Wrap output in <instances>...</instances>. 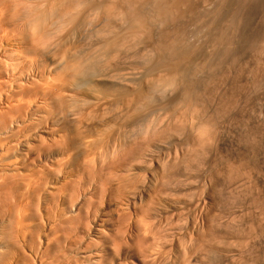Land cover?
Wrapping results in <instances>:
<instances>
[{
  "label": "bare ground",
  "instance_id": "1",
  "mask_svg": "<svg viewBox=\"0 0 264 264\" xmlns=\"http://www.w3.org/2000/svg\"><path fill=\"white\" fill-rule=\"evenodd\" d=\"M170 1H171V5H170ZM182 1L184 3L181 2L180 0H9V1H5L8 2V4L10 3L11 9L8 7V4H5L4 2V4L7 6H4L3 10L6 9L7 7L6 12L7 11L9 12V10L12 11V9L14 11L15 10L14 8L18 6L17 5L18 2L21 3V4L19 3L20 5H22V3H27L26 7L23 8V10L24 9L26 10V11L24 10L25 13L23 15L19 14L22 13L21 10L19 9L18 10L20 12L16 9L19 13H17V11L16 13L12 11L13 14L10 12L7 14L8 16L11 14L10 16L12 17L10 16L7 17L5 12L3 11L2 13H4L5 16L1 13V11L0 13L4 16V19L5 18L15 19V15L16 17L22 15L23 19L24 17H26V19H28L27 21L28 25L32 26L34 32L32 34L30 32L29 36L25 35L26 32L24 34L23 32L22 33L19 32L20 40L22 39L21 38L22 35L24 36L23 38H25L23 39L24 42H21L25 44V48H24L25 52L21 51L25 54H22V56L24 55V57L27 56L29 58L27 59L28 61L26 60L27 65H25L26 61H24V64L22 63V65H25L26 67V69L25 68L23 69L28 70L29 72L28 71L24 72V70L23 72L24 74L26 73L27 74L30 73V74H28L25 79L22 78L24 77L23 76L24 74H22L23 72L21 71V69H19L22 66L20 64L21 60L20 62L18 60H17L18 62L16 61L18 63L16 64V66L19 65L18 66L19 68L15 66V63H14L15 67L13 66L14 68H11L12 66L10 67L11 69L8 68L9 65L8 67H5L6 72H9V70L7 71V68L10 69L11 71L12 69L16 68L19 69V71L18 72L16 71V75L14 74V76L11 74L10 77L12 76L14 77V78L12 77V79L11 78L8 79L9 77H6L7 79H5L4 76H2L4 80L0 81V90L2 92H5V94L3 95L1 93L3 96H0V98H2V100H5L7 102L12 101L14 104L13 106H11L12 109L11 107L8 108L9 110L11 109L12 111L4 110V112L5 111L8 113L11 112L12 116L13 114H16L13 117L11 116L13 121L16 120L15 122L16 129L14 132L17 133L18 131L19 132L24 131L26 127L25 122H28L27 120L29 117L30 120L31 119L34 120L35 124H37L36 127L39 129L38 130L39 133L46 135L49 143L46 142L47 143L46 144L45 142H41L42 138H40L39 135L36 136L34 135L32 140L37 141L38 139V143L36 145H29V146L24 144L22 146L23 148H21L22 150L20 151H23L22 154H25V156L26 154L33 155L34 158H36V160L39 157H41L40 155L42 156L47 155L45 160H47L48 158V162L50 163V165L48 164L50 168L49 167L48 168L50 170L48 168H44L45 166H47L46 164L47 161L44 162L43 159V161L39 162L40 168L39 167H38L39 169L36 168L37 170L36 169L33 170L32 168L28 169L27 167L26 170H24L23 172L22 171L19 172L17 169L18 172L10 173V171L11 172L16 171L14 169L15 167L13 168L14 170L11 169L12 164L14 165V163H12L13 162L12 159L11 158H10L11 160L9 159L10 162L12 161L11 162L12 164L7 159L6 160L8 162L6 160H3L6 161L7 163H10L9 165L11 168L9 169L11 170L9 171L8 169V171L9 174L11 175L10 176L0 175V180L2 181V182L0 181V196H3L0 198L5 197V195H2L1 192H3L4 194L5 192L8 191V190L6 191V188L8 189L10 188L11 192H9L10 191L9 190L6 193L7 196L6 202L8 203L10 201L8 204L11 205L6 204V202L4 203L6 197L3 199L4 201L2 199L0 200L2 201L0 204H2L3 208L5 204L6 206L8 205L11 207V209L9 208L12 212L11 215L9 214L10 216L9 218L11 221L8 220L9 221L8 225L11 226H9L10 228H8L9 230H7L10 232L9 235L10 237L11 236L13 237L14 235L15 241L12 240L13 239L12 237H11L12 239L11 238L9 239V237L7 236L9 240H12L10 241L11 244L12 242L19 243L20 241L24 243L26 242L34 243L36 234L38 236L39 231L40 230L42 231V235L44 236L43 241H39L41 239L39 240L37 239L39 242V245H37L39 246V248L36 249V254H37L36 256L38 258L36 260L38 261L37 264H170V263L194 264L193 261L194 260L196 261V259H194L196 258L195 255L193 256L194 260H192V258L188 259V257H187L188 260L186 259L184 260L182 257L184 254H182V256L181 254L180 255L178 254L179 257L177 258V260L175 261V258L173 257L174 262L172 261L169 263L168 258L166 260L165 257L164 259L162 256H160L161 254L158 253V249L162 244L164 245L166 244L167 238L172 233L170 232L171 234L168 235L166 233H168L169 231H167L162 236V233L164 231H161L162 233H158L159 232L158 230L156 234L157 230L155 229L154 233L156 236L154 234H152V236H150L151 234L147 236V234L149 232L152 233L154 229L153 231H151L145 225L146 221L144 222V219L147 216H149L150 213L157 214L158 212L156 213V208L160 206L167 209L166 213L167 211L170 213L173 212L172 214L175 213V215L176 212L178 213L180 210L181 213L182 211L183 212L188 211L187 213L189 215L191 213L190 211H196V213L198 212L200 213L199 215H202L203 213L201 214V212H204L203 207L207 206L205 204L204 197L200 196L203 200H200V198L199 200H197L198 198L197 199L195 198L197 195L195 196L193 194L195 197L191 195L192 194L191 190L193 185L191 179L194 176V174L192 177L189 175V173L192 172L191 167H189L190 168L189 170L191 171L185 170L188 169V167L184 169L182 168L183 169V170L181 169L182 171L179 170V168H181L180 162H182L181 164H183L182 160H185V158L183 159V157H181L182 160L179 158L180 161L178 162L179 159L178 157L173 156L174 154H171L169 152H168L169 154H167V151L169 150L168 147L170 145H168L166 148L168 149L166 151L167 155L165 154L166 155L165 157L164 156L161 157L164 154L160 155L161 153H163V151H165V149L162 150V146H163L162 142L164 140L163 135H165L163 133L165 131L168 132V130L165 129L160 130V128L170 124L167 123V125H164L163 124L164 121L162 120L163 122L161 123L159 122V123L160 125L163 124V126H161L160 128L157 127L159 128V130L154 129L155 127L153 128V126H151L152 117L150 118L151 114L152 113L154 114L155 110H159V111L160 109L162 110L163 105L161 106L160 104L163 103V101L168 100L170 105L168 101L165 102V104L167 103L166 105L171 107L173 103L175 104V102L180 101L178 100V98L182 99L185 96L186 100L190 101L189 98L190 96L193 95L191 94L192 87L190 86V84L188 85L187 83H185L190 78L184 79V77H187V75L193 73L194 70V68L193 70L190 69V72L191 70L192 72L189 73V68L192 65V64L190 65L191 63L190 58L191 59L193 58L190 57V54H192L191 50L193 47H191L190 45L188 46L187 43L189 42L185 43L184 45V43L181 42L183 41V39L179 41V39L176 38L178 35L174 36L179 33L178 30L179 28H177L178 33L176 31L175 28L176 25L177 24L183 25L181 22H177L180 20L182 21L183 18L180 17V14L178 15V10H176L178 8H176V6L180 5V3L189 4V2L185 3L184 0ZM1 4L2 3H0V5ZM0 9L2 10V8ZM182 9L186 11V8L184 9L183 7L181 8V10H179V12H182ZM86 12L89 13L90 15H87ZM2 15L1 18H3ZM182 15L183 14H181V16ZM178 18H180V20ZM9 21H11V19ZM24 22H26V20ZM7 23L9 24V22ZM166 24L169 25L174 24L175 27H171V28H174L175 31L172 30L173 33L172 31H169L170 33H172V35L174 34V32L176 33L173 35L174 37L170 34V36H172V38H170L168 30L171 28L166 30L168 25L166 26V28H162L165 27L164 25ZM85 27L88 28L90 27V28L86 30ZM181 27L182 28L184 27L186 29V26H181ZM159 28L162 29L160 30V32L156 33L155 30ZM186 32L187 31H184V29L181 32V35L183 33L185 34V35L183 34L185 38L184 41H188V39L186 40V36L187 38H189L190 36V34L187 35V33L189 32L187 33ZM181 35L179 34V37ZM17 40L20 41L19 39ZM63 40L64 42L66 40L67 41L70 40V42L72 41L74 43L82 42V44L84 43V45L82 46L81 44L79 45L80 47H78V45L77 46L75 45V47L74 46L65 47L64 44L66 43H64L63 46L65 48L63 46H62L63 48H61V46L59 47V45ZM131 41L133 43L136 42L139 44L144 43L142 49L143 48L145 49V53L144 54L141 53L142 55L139 59L140 61L138 60L135 62V63L139 62L138 64L139 67L138 66L132 67V68H136V70L138 68V70L135 72L132 71L134 69L130 70L131 64H129L130 65L129 68L127 67L128 62L125 63L123 61L124 60L123 56H125L124 54L126 53L124 52V50L127 48L126 47L124 49V47L127 46L128 45L127 43ZM70 42H68V46H72V43ZM132 42L129 43V46L130 45L132 46L133 44ZM69 43L71 45H69ZM22 46L24 47V45ZM0 47L2 48V46ZM5 47L4 50L2 49V52L5 51ZM19 47L22 48L21 46ZM133 47L134 46H132L131 48ZM194 49L196 48H193L192 50L193 53H194ZM5 56L7 57V54ZM16 56H17L16 58L18 59V55ZM22 56L19 57V59L22 58ZM187 60L188 61L190 60V63H188L189 66L188 70L186 69L188 66L186 65L185 68V65H183L184 62L187 64L188 62ZM193 60H195V58ZM134 64L132 66H135ZM182 66H184L185 70H187L186 76H183V72L184 74H186V72L184 70L183 71L181 70ZM5 70L0 71L1 72L0 75L5 74V72L2 73ZM12 72H15V70H13ZM7 75L8 74H6L5 76ZM189 81L191 83L192 79ZM192 84H195V82ZM189 87L191 88L189 89ZM68 88L76 89L75 91H77V89L78 91L84 89L90 101L84 102L82 100L84 103L79 102L82 105H80L79 107L76 106L78 108L70 107L68 110L69 106L67 108L65 107L66 103L64 104V102L66 100L63 97L64 95H62V93ZM181 91L183 92L184 95L183 97L178 96L179 92ZM194 91H192V93H195ZM194 95L192 96V98L194 97ZM172 98L173 99L176 98L177 100L176 101L172 100ZM194 98H196V96ZM3 102L4 101H2V103ZM182 102L180 101L181 104ZM158 103L159 106H161V108L157 106ZM186 103L187 102H185V104ZM195 103L193 102V104ZM6 104L4 106H6ZM156 106L159 107L160 109L157 108L154 109V107ZM166 107L167 106H164L163 109H165ZM152 110H154V112H152ZM167 110L169 111L170 109ZM166 112L163 111V113ZM168 115H170V113ZM2 117H0V119ZM153 117L155 118L160 116L154 115ZM169 118H171V116ZM12 120L11 122H13ZM156 120H158V118ZM174 125L175 124H173V126ZM33 126L35 128L34 124ZM93 126L96 128L93 131H91V129L94 128ZM171 128L169 130L176 131L175 129H171ZM179 130H177V132L175 133H178ZM199 130H201V128ZM10 131L9 132L14 135V133L12 132L13 130ZM184 132L185 131H183V133L181 134H184ZM168 133L166 137L168 136ZM171 136L173 137L174 135L171 134ZM197 138L199 137L197 136ZM206 138L208 139V137ZM199 139L197 141H199ZM182 140L184 141V138ZM2 143L4 144L3 140ZM172 144L175 145L176 143H172ZM194 144L197 143L195 142ZM191 145L193 146V144ZM186 149L187 148H185V151ZM161 150L162 152H160ZM189 152H192L191 148ZM185 154L183 153L181 156H189V154L187 155ZM194 155L192 157H194ZM0 159H2V157ZM190 160H195V159L192 158L189 159V161ZM203 161L204 160H202V162ZM17 163L18 162H16L15 164ZM21 163L22 162H20V164ZM186 163L187 162H185L183 165H185ZM188 163L186 166H188ZM5 165L7 164L5 163ZM26 165L27 164H25L24 166ZM195 165H197V163ZM18 167L19 169L21 168L20 165ZM44 169H46V171L48 169L49 171L47 177L45 176V174L47 173L45 172ZM196 177L198 176L196 175ZM48 179H51L50 186H48L46 182ZM45 186L50 187V189L45 188ZM13 189L17 193L15 192L14 194ZM197 190L198 189H196L195 191L197 192ZM12 191L14 196L18 194L19 197L17 199V202H15V205L11 203V199L13 200L15 197L9 198L10 193H12ZM8 193L9 196L7 195ZM207 193L209 192L207 191ZM142 202H145V206H144L145 208L142 207ZM137 204H140L142 208L140 207V205L138 207ZM3 208L0 209L1 210L0 215L4 214V216H1L2 219L6 218L7 216V215L5 216L6 213H4V211H7V208L6 207L4 209ZM37 208L39 209L38 210L39 213L37 211ZM121 208L128 210L127 212H130L129 210H131V212H133L135 217L137 218L139 217V219L134 218L136 219L135 220L136 223L133 224L134 225L133 228H131V226L127 227V225H125L126 226L125 227L124 226L125 223L123 225L121 224L123 223L121 221L124 218L123 219L121 218L122 220H120L119 218L118 220L120 221L117 220L121 225L118 224V226L116 227H112L110 225V222H112L111 224L113 225L115 223L114 221H116V219H112L114 221H111V218L109 217L112 216H110V214L114 213L113 210H117ZM161 209H159V211ZM186 212L184 214H187ZM132 221L134 223V220ZM153 221L156 220L154 219ZM199 222L201 224L199 225L201 228L203 224V219L200 220ZM146 224L148 225V223ZM204 226L206 227L207 225ZM204 226L203 228H205ZM208 227H210L209 224ZM192 228L194 227L192 226ZM197 228L199 227L197 226ZM203 228L201 230H203ZM207 229L209 231L207 230L208 232L207 231L204 232L203 230V233L206 234L207 232L208 234L210 231H212V229L211 230L209 228ZM177 230L175 232L178 233L179 231ZM188 230L186 233H188ZM213 230L214 231L212 232L215 233L216 231L215 234L218 235L217 232L219 229L218 230L213 229ZM9 232H7L6 235H8ZM180 232L182 231L180 230ZM159 234L162 237L159 238L158 237ZM182 235L183 234H181V236ZM208 235L209 236L207 237V235L203 234V237L204 236L207 237V238L205 237L206 241H209L207 239L211 238L210 237L211 234ZM212 235H213L212 238L214 239L216 235L215 236L214 234ZM174 236L176 237L178 235L175 233ZM187 236L190 238L189 235ZM170 237L171 240L172 236ZM196 238L198 241H200L201 239L198 236H196ZM174 239L175 238L173 237V240ZM195 239L193 240L195 241ZM202 239L204 241V238ZM203 241H200L201 245L199 244L200 245L199 247L205 246L206 244L204 245V243L208 244L212 240L209 242L206 241L203 242ZM215 241L216 240H214V242ZM10 242L8 243L9 246L11 245ZM216 242L218 243V240ZM167 244L169 243L167 242ZM13 245L14 244H12V246ZM187 247L188 245L186 246V248L183 247V250L185 251L186 249L187 251H190L189 248L187 249ZM208 247L210 246L208 245ZM221 247L222 246H220V248ZM169 249L170 248H168V250ZM165 250H167V248ZM184 251L182 252L184 253ZM225 255H223L224 256L223 258L220 255L221 258L218 257L216 258V260L214 257L213 258L215 260L214 264H225L227 262H230V260L227 259L229 257L226 258ZM231 258L232 257H230V259ZM0 259L3 260V256L0 257ZM178 259H180V261ZM199 259L202 262L201 264H203L204 259L202 258ZM205 260H207V262L210 261L211 263V260L208 259V257ZM232 261L234 262V260ZM197 263H200L199 260ZM204 263L206 262L204 261Z\"/></svg>",
  "mask_w": 264,
  "mask_h": 264
},
{
  "label": "rangeland",
  "instance_id": "2",
  "mask_svg": "<svg viewBox=\"0 0 264 264\" xmlns=\"http://www.w3.org/2000/svg\"><path fill=\"white\" fill-rule=\"evenodd\" d=\"M5 1H9V0H4V1L0 0V3L4 4ZM180 1L183 2L182 0H180ZM184 1H185V3L189 2V4L186 3L187 4L186 5V4H183L184 3L183 2V3H180V5L176 6V8H178V9H176V10H178V15L180 14V17L183 18L182 21L180 20V18H178L180 21H177V22H181L183 25L177 24L178 25V27H177V25H176L177 22H176L175 23L176 27L174 26V24H171V25L166 24V25H164L165 27H162V28H166L167 25H168V27L166 28V30H168L171 27H175L177 33L179 30V33L176 34L174 32V34H176V35H174V34L173 35L174 36L178 35L176 38H178L179 41H181L183 39V41H181V42H183L184 45H185V43L189 42V43H187L188 46L190 45L191 47L196 48V49H194V53L192 51L193 48L191 50L192 54H190V57H193L192 59L189 57L191 60V63H190V60L189 61L187 60L188 62L186 61L187 64L185 62H184L185 64L183 63V65H185V68H186V65L188 66V63H190V65L192 64L190 68L188 66L186 69L188 70V68H189V73H191L193 68H194V70H195V71L193 70L194 74L191 73L192 75L191 74L187 75V70H185L184 66H182V68H184V69L181 68L182 71L184 70L186 72V74H184V72H183V76L187 75V77H184V79L190 78V79H188V81L192 79L191 83H190V81H189V83H188V81L185 83H187L188 85L190 84V86L192 87V91L195 90L194 91L195 93H192V91H191V94H193V95L195 94L194 97L196 96V98L193 97L195 99L194 100L192 98L193 95L190 96V98L194 100L193 101L189 98V100L191 101L190 102V101L186 100L185 96L183 95V92L181 91V92H179L178 96H180V97L184 96V97L182 99L178 98V100H180L181 102L184 100L185 102H187L186 104L184 101H183L184 103L182 102V104L180 103V101L175 102L177 99L172 98V100H175L174 101L175 104L173 103L172 104L173 107H172V105L170 107V106L166 105L167 103L165 104V102H167L168 100L163 101V103L160 104L161 106L163 105L162 110L164 112H166L167 109H170V110L169 111L167 110L166 113H163V111L160 109L161 106H159V103H158L157 106H159L160 108L156 106V107H154V109L157 108V109H160V111L155 110V112H154V110H152V112H154V114L152 113L150 118L152 117L151 118V120H152L151 126H153V128L155 127L154 129L159 130V128L161 126H163V124L164 125H167V123L170 124V125H167L168 127L163 126L160 128V130L165 129V130H168V132H169L168 133L165 131L163 133V134H165V135H163L164 140L160 139V140H163L162 150L165 149V151H163V153L160 154V155L164 154L161 157H163V156L165 157L167 154L171 153V154H174L173 156L178 157V159L180 158L182 160L181 157H183V159L185 158V160H182L183 164L185 162L188 163L189 159H192V158L195 159V160H190L189 163L190 162L191 163L190 164L188 163V166H186L187 163L185 165H183V164H181L182 162H180L181 168H179V170L182 171L184 168H187V167H188V169H185V170H189L190 169L189 167H191V170H192L191 173L192 174L189 173V175L192 177L194 174V176L191 179V181L193 182V185H194V186L192 185V190H191L192 194L191 195L193 197H195L197 195L195 197L196 199L198 198L197 200H199V198H200V200H203L201 197H204V201H205V204L207 206L203 207L204 212H201V214L203 213L202 215H199L200 213H198V212L196 213V211H190L191 212L190 215L187 213L188 211L187 212L182 211V213H183L182 214L181 210L179 211L180 213L178 212L179 215L177 212L175 215V213L172 214L173 212L170 213L167 211V213H166L167 209L163 208L162 206L157 207L156 208V213L158 212L157 214L150 213L149 216H151V217L147 216L144 219V222L146 221L145 225L147 226V228H149L151 231H153V229H154V231L152 233L149 232L147 234V236L150 234H151L150 236H152V234L155 235V233H154L155 229L157 230L156 234H157L158 230H159L158 233H162L161 231H164L162 233V236L167 231H169L168 233H166L168 235L172 233L170 235V236H172V239L170 240V238H171L170 236L167 238V242L169 244H167V242H166L165 245L162 244L158 249V253L161 254L160 256H162L163 258L165 257L166 260L168 258L169 263L172 261L174 262V260H173L174 258L176 261L180 254H181V256H182V254H184L185 256L184 255L182 256L184 260L185 259L188 260L189 258L190 259L192 258V260L196 259L197 262H198V260L200 262V263H197L194 260L196 262L195 263L193 261L194 264H201L202 262L200 261L199 258H202V259H204L203 264H207V263L209 264L210 261L208 260L209 262H207V260H205V259H207V257L210 260L215 257V260H216V258L220 257V255L223 258L224 257L223 255L226 254L225 255L226 258L229 257L227 259L230 260V262L232 264H264V0H189V1L184 0ZM19 3L20 2L17 3V5H18L17 7L13 6V7H15L14 8L15 10L13 11V9H12V11L14 13H16V11L19 9V10H21L22 13H19L20 12L19 10H18L19 12L17 11V13L23 15L26 11L25 9H24L25 10L24 11L23 8L26 7L27 3H22V5H20L21 3L20 4ZM2 4L0 5V8H2V10L0 9L1 13H2V11L5 12L7 17H9L11 15V14L9 16L7 15L9 12L13 14V12L9 10L10 3L8 4V2H5V4H8L9 12L8 11L6 12L7 7H6V9L3 10L4 6H7V5H5V4L2 5ZM190 4H192V5H190ZM170 5H171V1H170ZM183 7H184V9L186 8L187 12L184 11L183 9H182V12H185L186 14L179 12V10H181V8H183ZM190 8H191V10H190ZM201 13H203V14H201ZM2 14L5 16L4 13H2ZM181 14L186 15V16H183V15L181 16ZM1 15H0V30L2 29L3 31L2 30L0 31V35H1L0 46H2V48L0 47V60H1L0 61V67H1L0 71L5 70L6 69L5 67H8V65H9L8 68H10L11 66H12L11 68H14L16 66V64H18L17 62L18 61L20 62V60H21L20 64L22 65V63L24 64V61L29 59L26 55L25 56L27 58L24 57V55L22 56V54H25V53L21 52V51H24L25 44H23L21 42H24L23 39H25V38H23L24 36L21 34L22 35V37H21L22 41H21L19 35L22 32H23V34L26 32L25 35L29 36L30 32H31V34L34 32L33 31L34 29L32 28V26L28 25V22H27L28 19H26V17H24V19H23L22 15L19 17L18 16L16 17V15H15V19L8 18L9 20L11 19V21H9L6 18L4 19L3 15H2L3 18H1ZM87 15H90V14L87 13ZM10 17H12V16H10ZM25 20L27 23L24 22ZM185 21L186 22L188 21V22L186 23ZM7 22H9V24ZM181 23H179V24H181ZM181 26H186L187 30L184 27L182 28ZM48 27H49V25H48ZM9 28H10V30H9ZM85 28H86V30H88L90 27L89 28L85 27ZM177 28H179V29L177 30ZM161 29L160 28L156 29L157 31L155 30V32L158 33V32H160ZM183 29H184V31L189 32V33L186 32L187 35L190 34L189 38H187V36H186V40L188 39V41H184L185 40V38H184L185 32L183 33L184 35L183 34L181 35V32L183 31ZM172 30L175 31L174 28H171L168 30L169 36H170V34L172 35V33H173ZM13 31H14V34H13ZM169 31H172V33H170ZM179 34L183 38L181 36L179 37ZM172 36H170V38H172ZM4 37H5V39H4ZM17 39H19L20 41H18ZM68 42H70V40L69 41L66 40L65 42H64V40L61 41L59 47L61 46V48H63L64 43L67 44V45L64 44L65 47H73V46L75 47V45L76 46L78 45V47H80L79 45L82 44V42L81 43L79 42L80 44L76 42L77 43L76 44V43L71 41L70 43H72V46H68ZM131 42H129V43H131ZM70 43H69V45H71ZM129 43H127L128 45L124 47V49L127 47L129 50L127 48L125 49L126 51L124 50V52H126V53L125 54L123 53L125 55V56H123V59H124L123 61L125 63L128 62L127 67H129V68H130L129 64H131L130 70L134 69L132 71L135 72L138 70V68L136 70V68H132V67L138 66L139 62H137V63H135V62L138 61L140 59L141 55L145 53V49L144 48L142 49V47L144 46V43L139 44L136 42H134V43L132 42L133 43L132 46H134L133 48H131L132 47L131 45L129 46ZM21 44L24 45V47ZM191 44H193L194 46ZM83 45H84V43L82 44V46ZM17 46L18 47L21 46L22 48H20V47L18 48ZM4 47H5V51H3L4 52L3 53L2 49L4 50ZM136 47H137V49H136ZM14 50L15 51L17 50V51L15 52ZM139 50H140V52H139ZM11 51H12V53H11ZM133 52H135V53H133ZM6 54H7V57L5 56ZM20 54H21L22 58L19 59V57H21ZM16 55H18V59L16 58L17 57ZM11 56H13V57H11ZM127 56H128V58H127ZM3 57H4V59H3ZM23 57L25 58V60ZM135 57H136V59H135ZM194 58H195V60H193ZM27 61L25 62V65H27ZM3 62H4V64H3ZM14 63H15V66H14ZM133 64L135 66H132ZM25 65H22L21 68L18 67L19 65H17L16 67L21 69L22 72H23V70H24V72L25 71L27 72L28 70H25L26 69ZM8 68H7V71L9 70V72H6V70H5L2 72V73L5 72V74L0 75L1 76L0 81H3L4 78L7 79L6 77H9L8 79H10V78L12 79L14 74L16 75V71L17 72L19 71V69L15 68V69H12V71L15 70V72H12L10 70L11 68L10 69H8ZM23 68H25V69H23ZM190 69H192L191 72H190ZM24 72L22 74H24ZM6 74H8V75L5 76ZM11 74L13 75L12 77H10ZM28 74H30V73H28ZM28 74L27 73L24 74L23 75L24 77H22V75H21V77L25 79ZM2 76H4V78ZM193 80H194L195 84H192V83H194ZM191 87H189V89ZM67 90H65L62 93V95H64L63 97L66 100L64 102V104L66 103L65 107L67 108L69 106L68 110L70 107L71 108H78L80 105H82L79 102L82 103L83 101L84 102L90 101V99H89V97H87L84 89H82L80 91H78V89H77V91H75L76 89H69L68 91ZM73 91H75V92H73ZM1 93L3 95L5 94V92L1 91L0 96H3ZM0 100H1L0 101L1 102L0 103V111H1L0 117H2L4 114V116H3L4 118L2 117L0 119V137H1L0 138V140H1L0 144L2 143V140L4 142V144L2 143L0 145V148H1L0 154L2 155V156L0 155V158L2 157V159H0V175H9L10 176L11 174H9V171L11 169L12 170L15 169L16 171H13V172L10 171V173H14V172H18V171L23 172L24 170H26L27 167H28V169L32 168L33 170H35L36 168L39 169L40 168L39 162L43 161V159H44V162L47 161L46 162L47 166H45L44 168H48L49 167L48 164L50 165V163L48 162V158H47V160H45L47 155H43V156L40 155L41 156V157H39L40 159L38 158L39 160L38 159L36 160V158H34L33 155L26 154V156H25V154H22L23 151H20V150H22L21 148H23L22 146L24 144L29 146V145H36L38 143V139H37V141L32 140L34 135L35 136L39 135V137L42 138L41 142L49 143L46 135L39 133V131H38L39 129L36 127L37 124H35L34 120H32V119L30 120L29 117L27 120L28 122H25L26 127H25L24 131H20V132L18 131L19 132V133L17 132L18 134L16 132H14L16 129V127H15L16 120L13 121L12 117L16 114H13V116H12L11 112H9L10 114L8 112H6L7 110L10 111L12 109L11 106H13L14 104L12 101L7 102L5 100H2V98H0ZM2 101H4V102L2 103ZM188 102H190V103H188ZM193 102L194 103L196 102V103L193 104ZM168 103H169V101H168ZM5 104H6V106H4ZM169 105H170V103H169ZM176 105L177 106L180 105V106L177 107ZM76 106H78V107H76ZM164 106H167V107L165 109H163ZM9 107H11L10 110L8 109ZM4 110H6L5 112L10 116L11 119L4 112ZM70 110H72V109H70ZM174 110H175V112H174ZM169 113H170V115H168ZM184 114H186V115H184ZM154 115L160 116V117H155L156 119L158 118V120H156L153 117ZM170 116H171V118H169ZM172 117L174 120L172 119ZM8 118L10 119V121ZM159 119H160V121H159ZM11 120L13 122H11ZM153 120H154L155 124L153 123ZM5 122H6V124H5ZM159 122L160 123L163 122V124L160 125ZM7 123H8V125H7ZM187 123H188V125H187ZM33 124L35 125V128H34ZM173 124H175V125L173 126ZM5 126H6V128H5ZM187 126H188V128H187ZM27 127H28V129H27ZM157 127H159V128H157ZM95 128L96 127L91 129V131H93ZM170 128L175 129L176 131L169 130ZM200 128L203 131L199 130ZM35 129H36V131H35ZM10 130H13L12 132L14 133V135L12 133H10L11 132ZM177 130H179L178 133H175V132H177ZM183 131H185L184 134H181V133H183ZM25 132H27V133H25ZM167 133H168V136H167L168 138L166 137ZM15 134H17V135H15ZM171 134L174 136L172 137ZM202 135H203V137H202ZM10 136H12V137H10ZM197 136L199 138H201L202 140L197 138ZM206 137H208V139ZM7 138H8V140H7ZM183 138H184V141L182 140ZM45 139H46V141H45ZM173 139H174V142H173ZM198 139H199V141H197ZM203 139H204V141H203ZM171 141H172V143H176V144L175 145L172 144ZM186 141H188L189 143ZM181 142H183V143H181ZM195 142L197 144H194ZM186 143H187V145H186ZM200 143H201V146H200ZM191 144H193V146ZM168 145H170L168 147V149L170 151L168 149H166ZM180 146H181V149H180ZM184 147L187 148L186 151H185ZM174 148L176 149V152H175ZM190 148H191L192 152L194 151L193 153L189 152ZM192 148H194L195 150ZM9 149H10V151H9ZM183 149L185 152L183 151ZM162 150L160 152H162ZM166 151H167V154H166ZM180 151L182 154L183 153L185 154L188 151L189 153L187 152L185 155L189 154V156H181L182 154L180 153ZM2 152H3V154H2ZM171 154H170V156H171ZM191 154H193V155L195 154L194 157H192L193 155H191ZM5 156L8 158H6ZM10 158L12 159L13 162L12 161L11 162L14 163V165L10 162V160H11ZM196 158H197V160H196ZM6 159L7 160L10 159L9 162L12 164V168L9 165L10 163H7L8 161ZM180 159L178 160V162L180 161ZM3 160H6L7 162L3 161ZM186 160H188V161H186ZM202 160H204V161L202 162ZM14 161L18 162L20 167L21 168L23 167L24 169L23 168L19 169L18 163L15 164L16 162H14ZM4 162L7 165H5ZM20 162H22L21 163L22 165L20 164ZM193 162L195 164L197 163V165H195ZM24 163L27 165L24 166L25 165ZM201 163H203V164H201ZM189 165H191V166H189ZM184 166H186V167H184ZM234 167H235V169H234ZM9 168H11V169H9ZM193 168H195V169H193ZM8 169H9V171H8ZM17 169H18V171H17ZM48 169H47V171H46V169H44L45 172L47 173V174H45L46 177H47L48 172H49ZM191 170H189V171H191ZM189 171H187V172H189ZM195 174L198 177H196ZM200 175H201V177H200ZM230 175H232V176H230ZM195 179H196V181H195ZM50 181H51V179H48L46 181L48 186H50V184H51ZM199 184H201V185H199ZM9 187H10V185H9ZM45 188L50 189V187H47V186H45ZM196 189H198L197 192L195 191ZM7 190L8 191L10 190L9 192H11L10 188L9 189L6 188V191ZM13 191H14V189H13ZM13 191H12V193H10V196H9V193L7 195L9 196V198L15 197L13 200L11 199V203H13L15 205V202H17V199L19 197H18V194H16L14 196ZM207 191L209 193H207ZM4 192H5V190H4ZM7 192H5L4 194H3V192H1L2 195H5V197H6V198L4 197L5 201L3 200L4 198H0V200L2 199L4 201V203L7 201V196H6ZM15 192L16 191H14V194H15ZM198 195H199V197H198ZM16 196H17V198H16ZM0 197H3V196H0ZM14 200H16V201H14ZM1 202L2 201H0V203ZM4 203H3V206H4ZM8 203L6 202V204H8ZM143 203H144V205H143ZM6 204H5L4 208L6 207L7 211H4V213H6L5 216L6 215L7 216H6V218H3L5 220H3L1 218V216H4V214L0 215V219L2 220V221L0 220V257L3 256V260L0 259V264L1 263L2 264H23V263L24 264H37L38 261H36V260L38 258L36 256L37 255L36 249L39 248V246H37V245H39L38 240L41 239L39 241H43L44 236L42 235V231L41 230L39 231L38 236L36 234V237H35L36 243L35 242L34 243H32V242L24 243V242L20 241L19 242L20 244H19V243H13L12 242V244H14L12 246L10 241H12V240L15 241L14 235H13V237L11 236L13 238L12 239L9 236L10 232L7 231V230H9L8 228H10L9 226H11V225H8V222L11 221L9 218L10 217L9 214L10 215L12 214V212L10 210L11 207L8 205H11V204H8L7 206H6ZM139 205L140 204H137L138 207H139ZM144 206H145V202H142V207L145 208ZM1 207H2V204H0V209L3 208V207L2 208ZM140 207H141V205H140ZM158 208L159 209L162 208V209L159 211ZM38 210L39 209L37 208V211ZM12 211H13V209H12ZM127 211L128 210L123 209V208L113 210L114 213L110 214V216H112L113 218L112 217H109V218H111V221H114L112 219H116V221H114L116 224L114 223L112 225L111 224L112 222H110V225L112 227H116V226H118V224H120L118 221H120L124 218L121 221V222H123L121 224L123 225L125 223L124 226L127 225V227L131 226V228H133V226H134L133 224L136 223L135 222L136 219H134V218H137V217H135V215L133 214V212H131V210H129L131 213L127 212ZM185 212L189 216L187 214H184ZM38 213H39V211H38ZM128 213L130 214V216ZM0 214H1V210H0ZM152 214H153V216H152ZM158 214H160V215H158ZM167 214H169L170 216ZM191 214H192V216H191ZM215 214H216V216H215ZM229 215H230V217H229ZM166 216H167V218H166ZM162 217H164V218H162ZM7 218H9V219H7ZM119 218H120V220H118ZM198 218L200 220L203 219V224H202L201 228L199 226L201 224H200V222H199L200 220ZM137 219H139V217ZM154 219L156 221H153ZM171 219H173V220H171ZM124 220H127L128 222L124 221ZM132 220H134V223ZM184 221H186V222H184ZM191 221H193L194 223ZM216 221H217V223H216ZM166 222H168V223H166ZM211 222H213V223H211ZM146 223H148V225ZM205 223H207V224H205ZM129 224H131V225H129ZM163 224H164V226H163ZM183 224H185V225H183ZM208 224L211 228L208 227ZM226 224H227L228 228L226 227ZM160 225H161V227H160ZM167 225L171 226V227H168ZM204 225H207L206 227L209 228L210 230L212 229V231H214L213 229H216V230L219 229L217 232L218 235L215 234L216 231H215V233L210 231V232H212V233H210V232L208 233V234H211L210 237L211 238L213 237L212 234H214V236L216 235V237L214 239L213 238L211 239L209 237L210 239H207V240H209V241L212 240V241L208 244L204 243V245L206 244L205 246L199 247L201 245L200 241H203L202 238H204V241H206L205 239L209 236L207 234V232L209 230ZM162 226H163V228H162ZM182 226H183V228H182ZM192 226L194 228H192ZM197 226L200 229L197 228ZM203 226L205 228H203ZM202 228H203L204 232L208 230L206 232V234L203 233V230H201ZM167 229H169V230H167ZM175 229L176 230L178 229L177 231H179V232L181 230L182 232H180V233L183 235L181 236V234L179 232H178L179 234L177 232H175L176 231ZM188 229H190V230H188ZM234 229H235V231H234ZM187 230H188V233H186ZM7 232H9L8 235H6ZM175 233L178 236L175 237L174 236ZM195 233H197V234H195ZM203 234L207 235V237L206 236L203 237ZM187 235L190 236L191 240ZM7 236L9 237V239L11 238L12 240H9L7 238ZM162 236L159 234L158 237L160 238ZM184 236H185V238H184ZM196 236L201 238L200 241L197 240ZM4 237H6V238H4ZM173 237L175 238L174 240H173ZM193 239H195L196 242ZM168 240H170V241H168ZM214 240H216V241L218 240V243L216 241H215L216 242L215 243ZM209 241H206V242H209ZM9 242L11 244L10 246L8 245ZM172 242H174V243H172ZM219 242H220V245H219ZM3 244H5V245H3ZM167 245H168V247H167ZM187 245H188L187 249L189 248L190 251H187L185 249ZM189 245H190L192 250L190 249ZM208 245L210 247H208ZM230 245H231V247H230ZM220 246H222V247L220 248ZM8 247H10V248H8ZM183 247H185L184 249H185L186 253L183 250ZM166 248H167V250H165ZM168 248H170V249L168 250ZM205 249L209 252H207ZM220 249H223V250H220ZM225 250H227V251L229 250L230 252L229 251L227 252ZM163 251H166V252H163ZM180 251L181 252L184 251V253L183 252L181 253ZM215 251H216V253H215ZM34 254H35V256H34ZM188 254H189V256L190 255L191 256L189 257ZM194 255L196 256V258L193 257ZM181 256H180V258H181ZM187 257H188V259H187ZM230 257H232L234 259H232V258L230 259ZM178 260L180 261V259H178ZM181 260H182V258H181ZM215 260L214 259L211 260V263L214 264ZM232 260H234V262ZM17 261H18V263H17ZM204 261L206 263H204ZM230 262H227V263L229 264ZM227 263H225V264H227ZM170 264H173V263H170Z\"/></svg>",
  "mask_w": 264,
  "mask_h": 264
}]
</instances>
